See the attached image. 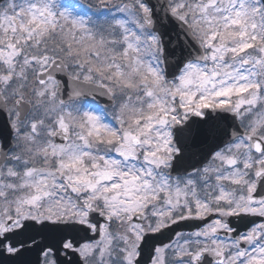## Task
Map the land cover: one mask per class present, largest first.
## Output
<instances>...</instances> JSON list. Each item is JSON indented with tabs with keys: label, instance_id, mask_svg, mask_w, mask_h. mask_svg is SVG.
<instances>
[{
	"label": "snow or ice",
	"instance_id": "snow-or-ice-1",
	"mask_svg": "<svg viewBox=\"0 0 264 264\" xmlns=\"http://www.w3.org/2000/svg\"><path fill=\"white\" fill-rule=\"evenodd\" d=\"M0 264H264V0H0Z\"/></svg>",
	"mask_w": 264,
	"mask_h": 264
}]
</instances>
